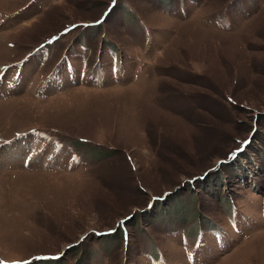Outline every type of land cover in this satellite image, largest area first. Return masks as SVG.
Returning a JSON list of instances; mask_svg holds the SVG:
<instances>
[{"label": "rangeland", "instance_id": "374dc122", "mask_svg": "<svg viewBox=\"0 0 264 264\" xmlns=\"http://www.w3.org/2000/svg\"><path fill=\"white\" fill-rule=\"evenodd\" d=\"M0 264H264V0H0Z\"/></svg>", "mask_w": 264, "mask_h": 264}, {"label": "bare ground", "instance_id": "6f19581e", "mask_svg": "<svg viewBox=\"0 0 264 264\" xmlns=\"http://www.w3.org/2000/svg\"><path fill=\"white\" fill-rule=\"evenodd\" d=\"M147 121V120H146ZM143 123H144V121H143ZM145 124H147V122H145ZM144 125V124H143ZM16 150H17V146H16V148H15Z\"/></svg>", "mask_w": 264, "mask_h": 264}]
</instances>
